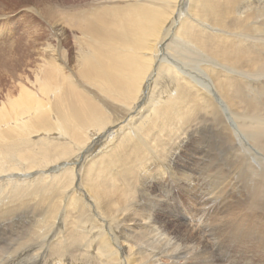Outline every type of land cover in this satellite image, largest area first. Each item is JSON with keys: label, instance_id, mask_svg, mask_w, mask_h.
<instances>
[{"label": "bare ground", "instance_id": "1", "mask_svg": "<svg viewBox=\"0 0 264 264\" xmlns=\"http://www.w3.org/2000/svg\"><path fill=\"white\" fill-rule=\"evenodd\" d=\"M8 2L40 39L0 100V218H37L0 264H215L224 233L264 251V0Z\"/></svg>", "mask_w": 264, "mask_h": 264}, {"label": "rangeland", "instance_id": "2", "mask_svg": "<svg viewBox=\"0 0 264 264\" xmlns=\"http://www.w3.org/2000/svg\"><path fill=\"white\" fill-rule=\"evenodd\" d=\"M8 1L9 0H7V1L3 0V2L9 3ZM10 2L14 3L15 1H10ZM22 7H24V4H13L12 8L8 10V11L11 10V12H9L7 15L4 14V16L6 17L7 20L3 19L5 17H2V18L0 17V23L4 20V21L8 22L10 24V26L11 25L12 26L19 25L20 30L17 28L15 30V32L13 33V36L16 35L18 31L19 32L21 31V33L18 34L13 39V42H16L17 44L15 45V47L13 46L12 50H6L7 48H5L4 46H0V61H1V59H5L4 55H8V56L14 55L13 66L17 68L14 73H4V72H2V69L0 70V100L5 99L4 95L7 92H10V93L13 92L14 93L16 91L14 88L15 82L19 79V77H25V76L29 75V67L32 68L36 62L35 61L36 60L35 56L37 53L36 50L39 46L38 40L40 39L37 37V32H40V26H39L40 20L38 17H33L32 15H29V16L23 15L24 11L21 9ZM18 21L20 23H18ZM43 36L45 37L44 33H43ZM19 46H21V47L19 48ZM3 47L5 49L2 50ZM1 51H3V52L1 53ZM1 67L2 66H0V68ZM99 146H100V144H99ZM99 146L95 145L93 147V150L96 151L99 148ZM197 171H198V168H197ZM74 193L80 194L79 191H75ZM163 194L164 193H162L161 195L163 196ZM168 194L171 195L170 193H168ZM172 196L175 198L174 195H172ZM165 198H167V196H165ZM181 202H182V206H183V204L188 203V200H187V202L185 200V203H184V198H182ZM184 207H188L187 204H185ZM197 208H198V211H197L198 216L202 215V212H204L203 209L200 208V206H198ZM201 210H202V212H201ZM34 211H35V209H34L33 205L31 203H28L26 211H23V210H21L19 212L15 211L14 213L7 215L5 218H0V239L2 240V241L0 240V246H5V247L9 248L10 252H8V253H10V254L12 253V251L14 250V247L16 246L14 244L16 243V241L20 237H22L23 235H27V236L30 235L27 232V230H28L29 226H32L33 224L36 223L35 219L37 218L36 216L32 217V214L34 213ZM256 211H257V213L260 212V215L264 216V212H262L258 209H256ZM225 237H227V235H225V233H224V236L223 235L221 236V234H220L219 239H222V240L224 239V240L222 242H220L219 247L215 248V250H214L216 252V255H215L216 256V261H215L216 263L215 264H225V263L226 264H249V261L251 258H256L255 256L263 255V253H264V251H262L261 248H258L257 244H256V242L258 244H260L261 241L256 240L254 238L253 239L255 241L253 239H245L244 238L245 243L247 245L245 243H242V241H241V242H239L238 246H234V247L230 248L231 251L229 250V252L227 253V252H225L224 246H226V245L229 246V244H227ZM32 239H35V238H32ZM9 243H11V244H9ZM231 244L234 245L233 243H231ZM252 246H253L254 250L252 249ZM7 257L8 256H4L5 259ZM217 259H218V261H217ZM230 260L231 261L233 260V261L230 262ZM31 262H32V260L30 258H28L26 260V262L23 264H34L33 262L32 263Z\"/></svg>", "mask_w": 264, "mask_h": 264}]
</instances>
